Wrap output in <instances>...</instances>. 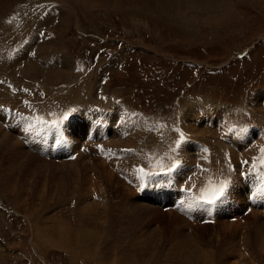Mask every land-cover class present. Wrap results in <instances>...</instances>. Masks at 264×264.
Returning a JSON list of instances; mask_svg holds the SVG:
<instances>
[{"label":"rangeland","instance_id":"rangeland-1","mask_svg":"<svg viewBox=\"0 0 264 264\" xmlns=\"http://www.w3.org/2000/svg\"><path fill=\"white\" fill-rule=\"evenodd\" d=\"M162 1L11 0L7 5L0 3V25L4 21H7L6 24L16 22H11L8 30L0 32V77L11 78L10 82H5V87L0 85V104L11 106L9 110L0 107V118L10 126L6 131L0 124V133L10 134L13 131L11 136L14 138H11L25 152L34 153L32 156L36 158L27 162L23 157L21 160L25 166L17 172L9 166L6 170L3 165L5 169L0 178V264H264V214L261 210L254 208L236 221H229L227 217L218 218L215 223L190 222L174 210H162L150 197L138 195L133 186L117 176L119 172L134 177L131 165H139L144 157L139 151H146L149 155L161 141L158 132L146 127L155 126L152 120L158 124L172 120L175 111L182 116L178 118L176 115L175 120L176 117L183 119L187 131L198 138L200 144L203 143L202 149L216 144L214 148L217 152L227 142L218 140L215 133L216 128L220 129V134H226L221 129V123L230 115L227 106H233L238 117L254 122L263 120L264 123V101L260 99L264 94V0H166L164 6ZM18 4L22 5L21 10L26 9L25 12L11 15ZM44 4L48 7L49 16L46 25L38 24L30 28L27 13ZM166 6H170L178 16L174 17L165 9ZM25 16L26 20L20 21ZM55 22L60 25L59 34L58 27L50 25ZM5 23L3 25L7 26ZM18 23L24 28V35L13 33V27H20ZM30 43L32 46L36 44V54L32 50L34 46L28 47ZM49 44H55L54 48L66 55V61H60L57 68L53 63L49 64L50 68L45 66L46 60L41 63L45 54L41 47ZM29 61H33L29 64L36 63L32 75L29 74L32 78L30 82L21 72ZM153 64L157 67H151ZM49 70H59V75L48 76L46 72L49 73ZM103 81L105 83L101 84ZM21 86L28 89L26 94L17 90ZM31 92L35 96L31 97ZM196 96L199 101L193 98ZM6 99L9 102L4 101ZM23 100L30 107H20L18 103H24ZM200 100L208 103L206 109L209 108L203 118L198 113L200 106L194 104ZM111 102L130 109L128 112H132L140 123L142 116L152 121L154 126L143 127L142 124L134 130L126 126L121 137L113 134L111 141L102 143L108 145L102 146L103 149L112 144V153L116 150L115 144L124 149L118 157L106 153L102 158L107 162L92 154L80 153L75 160L69 161L74 162L73 165L63 166L62 163L69 162L47 160L33 150L34 144L39 147L45 144L46 130L43 126L37 125L41 130L33 135L36 143H30L26 138L33 131L21 137L14 129L17 111H23L27 117L40 115L54 120L55 116L61 119L63 113L69 111L67 106L73 103L78 108L97 103V108L101 110L104 106L107 112L103 115L104 120L112 128L119 129L125 124L123 111L118 115L115 107L111 109L108 106ZM215 107L221 108V111ZM98 113L96 107H92L87 116L78 114V118H68L71 134L77 142L91 124L88 118H97ZM14 115L15 121L9 122ZM198 118L211 120L209 124L214 129L203 125L202 121L197 123ZM18 122L26 125V121ZM225 124L222 127H226ZM260 129L255 127L248 137H257ZM127 131L129 136L125 135ZM240 136L239 132L234 137H225L240 141ZM126 138L129 140L126 141ZM22 140L29 142V147ZM263 141V138L256 140V146L244 149L232 158V168L237 171L244 167L240 162L245 158L254 160L259 156L260 149L264 148ZM118 142L123 146L120 143L118 146ZM168 149L167 146L165 151L169 153ZM133 150L137 154L134 158ZM192 150L190 144L182 142L180 151L183 156L186 153L184 161L187 164L194 162ZM15 151L12 149L10 155L17 154ZM217 152L216 159L219 158ZM168 153H165L166 156L162 154L160 159L153 157L157 161L165 160ZM127 156L133 158L130 164L124 158ZM101 166L106 172L110 170L109 173L114 174L111 182L104 177ZM204 166L210 170L216 167L211 164ZM185 172L179 182L188 175ZM191 173V177L195 176L193 180L198 176L202 180H195L193 196L200 194L205 183L217 186L226 178L220 174V181H213L206 173L200 175L198 168ZM249 179H253L256 185L259 180L264 182L260 173L249 174ZM121 186L125 189L121 190ZM253 187L243 185L241 181L235 183L233 194L242 208H245ZM259 187L264 193V183ZM259 193L254 196L259 197ZM124 201L134 202L137 206L140 203L143 208L146 205L149 212L132 207L128 213L129 206ZM60 238H64V243Z\"/></svg>","mask_w":264,"mask_h":264},{"label":"bare ground","instance_id":"bare-ground-1","mask_svg":"<svg viewBox=\"0 0 264 264\" xmlns=\"http://www.w3.org/2000/svg\"><path fill=\"white\" fill-rule=\"evenodd\" d=\"M11 0H0V3H4L5 5H7L8 4V2H10ZM69 1V0H68ZM71 1V0H70ZM109 1V0H108ZM164 1H166V0H164ZM164 1H162V6H164L165 4H164ZM194 1V0H193ZM13 2V1H12ZM45 2V1H44ZM79 2H80V0H79ZM84 2V1H83ZM153 2V1H152ZM185 2V1H184ZM192 2V1H191ZM198 2V1H197ZM205 2H207V1H205ZM218 2V1H217ZM50 3V2H49ZM51 3H53V2H51ZM154 3V2H153ZM46 4V3H45ZM38 5L37 7H35V9H32L29 13H27L28 15H27V19H28V25H29V27L30 28H32V27H35L36 25H38V24H45V22H46V20H48L49 18V16L47 15V10H48V7L46 6V5ZM83 5H84V3H83ZM188 5H190V4H188ZM196 5H197V3H196ZM53 7H55L54 5H52ZM191 6V5H190ZM53 7H52V9H53ZM34 8V7H33ZM179 8V7H178ZM185 8V7H184ZM202 8V7H201ZM206 8V7H205ZM209 8V7H208ZM22 9V5H20V4H18L15 8H14V10H13V12L11 13V15H14V14H16L17 16L18 15H21V14H23L24 12H25V10H21ZM50 9H51V7H50ZM165 9H167L168 10V12H170L174 17H176V16H178V14H176L172 9H171V7L170 6H166L165 7ZM207 9V8H206ZM2 10V8L0 9V12H2L1 11ZM54 10V9H53ZM150 10V9H149ZM59 12V11H58ZM162 12V11H161ZM59 15V14H58ZM57 15V16H58ZM164 15H166V14H164ZM54 16V15H53ZM65 16V15H64ZM167 16V15H166ZM168 16H170V15H168ZM2 17V13L0 14V18ZM66 18V17H65ZM173 18V17H172ZM26 20V16L25 17H23V19H21L20 21H23V20ZM67 19V18H66ZM65 19V20H66ZM180 19V18H179ZM2 20V19H1ZM3 21V20H2ZM5 22H7V21H4V22H1L2 23V25H0V32H2V31H5V30H8V28H10L9 27V25H11V22L9 23V24H6ZM65 22V21H64ZM3 23H5L7 26H5V25H3ZM13 23V22H12ZM16 23V22H15ZM15 23H13V24H15ZM49 23V22H48ZM56 23H58V22H55V23H53V24H50V25H52V26H57L58 27V32H57V34H59V31H60V28H59V24H57L56 25ZM19 24V26L21 25L20 23H18ZM46 25V24H45ZM14 26V25H13ZM23 26V25H22ZM44 26V25H43ZM67 26V25H66ZM12 27V26H11ZM15 27H16V25H15ZM46 27V26H45ZM44 28V27H43ZM24 28H22L21 26L20 27H18V29H16V28H14L13 27V33L15 34V35H18L19 33H21V34H23L25 31L23 30ZM27 28H25V30H26ZM38 29H39V26H38ZM57 28H54V30H56ZM42 30V29H41ZM11 31V30H10ZM22 31H23V33H22ZM39 31V30H38ZM34 32H36V30L34 31ZM5 33H7V32H5ZM18 33V34H17ZM40 33V32H39ZM33 34V33H32ZM7 35V37H9V35L8 34H6ZM24 35V34H23ZM29 35H30V33H29ZM34 35V34H33ZM6 37V38H7ZM19 36H17L16 38H18ZM4 38H5V36H4ZM10 38H12V39H14L13 37H10ZM10 38H8V40L10 39ZM20 38V37H19ZM47 37H45V39H46ZM60 38H61V36H60ZM29 38H27V40H28ZM32 40V39H31ZM34 40H35V37H34ZM13 41V40H12ZM43 41V40H42ZM58 42V41H57ZM1 44H2V42H1V40H0V47H1ZM46 44V43H45ZM36 45V44H35ZM35 45H31V43L29 44V46L28 47H33V49L32 50H34V53L36 52L35 51ZM58 46V45H57ZM55 47V44H49L48 46H46V47H41V49H42V53L44 54H42L43 56H42V58H41V63H42V61L43 60H46V64H45V66L46 65H48L49 66V64H52V65H54L55 64V67L56 66H58V64H59V62L60 61H62V60H64V61H66V59H65V57H66V55H64V54H60V52H61V50H58V49H55L54 48ZM24 49H25V47H24ZM40 49V50H41ZM28 50V49H27ZM48 50H51V51H49L48 52ZM55 50V51H54ZM26 51V50H25ZM52 51H54V52H52ZM39 52V51H38ZM37 52V53H38ZM39 53H41V52H39ZM32 54V56H34L33 55V53H31ZM38 56V55H37ZM65 56V57H64ZM35 57V56H34ZM39 57V56H38ZM67 57H69L68 55H67ZM28 58V57H27ZM9 59V58H8ZM71 60V59H70ZM31 62H33V61H29L28 63H27V66L25 65V67L22 69V74L24 73V78L25 77H27V80H29V82H30V80H32V78H31V76L29 75V74H31L32 72L31 71H33V69L35 68V65H36V63L34 62L33 64H29V63H31ZM63 62V61H62ZM38 63V62H37ZM70 63V62H69ZM73 63V62H72ZM61 64V63H60ZM68 64V63H67ZM3 65H5V63L3 64ZM32 65V67L30 68V66ZM71 65V64H70ZM51 66V65H50ZM50 66H49V68H50ZM21 67V66H20ZM39 67V66H38ZM54 67V68H55ZM64 67V66H63ZM16 68V67H15ZM53 68V69H54ZM57 68V67H56ZM55 68V69H56ZM59 68V67H58ZM46 69V68H45ZM68 70V69H67ZM50 72L49 73H47L46 72V74L49 76V75H51V76H57V74L59 75V70H58V72L56 71H54V70H49ZM63 71V70H62ZM65 71V70H64ZM6 71H4V73H5ZM45 72V71H44ZM68 72V71H67ZM67 72H65L66 74L65 75H67ZM71 73V72H70ZM69 74V73H68ZM32 75V74H31ZM11 76V75H10ZM23 76V75H22ZM21 76V77H22ZM23 78V79H24ZM61 79H62V76H61ZM65 79V78H64ZM25 81V80H24ZM47 82V81H46ZM29 85V84H28ZM33 85H34V83H33ZM37 85V84H36ZM30 86V85H29ZM21 88V89H20ZM20 88H17V90L18 91H20V92H25V86H21ZM28 88H30V87H28ZM66 89V88H65ZM28 90V89H27ZM55 90V89H54ZM59 90V89H58ZM70 90V89H69ZM4 91V90H3ZM40 92V91H39ZM58 92V91H57ZM57 92H56V95H57ZM62 92H63V90H62ZM65 92V91H64ZM32 93V92H31ZM42 93V92H41ZM82 93H83V91H82ZM23 94V93H22ZM21 94V95H22ZM24 94H26V92L24 93ZM51 94V93H50ZM20 95V96H21ZM32 95H34L33 93L30 95L31 97H32ZM59 95V94H58ZM19 96V97H20ZM35 96V95H34ZM38 96V95H37ZM40 96V95H39ZM48 96V95H47ZM55 96V95H54ZM65 96H63V98H64ZM9 98V97H8ZM7 98V99H8ZM25 98V97H24ZM39 98V97H38ZM44 98H45V96H44ZM82 98V97H81ZM7 99L6 100H4V101H6V102H9V101H7ZM23 99V98H22ZM67 100H68V98H66ZM72 100L74 99V98H71ZM45 100V99H44ZM60 100V99H59ZM64 100V99H63ZM70 100V99H69ZM18 101V100H17ZM43 101V100H42ZM23 102H24V100H23ZM46 102H48V101H46ZM52 102V101H51ZM45 103V102H44ZM107 103H109V102H107ZM115 103V102H114ZM114 103H110L108 106H110V108L112 109L113 107H115L116 109H115V111H116V113L118 114V115H120L121 114V111H123V123H125L123 126H121L119 129H117V131L118 132H120V134L121 133H124L125 132V130H126V126H127V128L129 129V127H131L133 130H134V128H136V127H138V126H141L142 124V126L144 127V126H154L153 125V123H152V121H149V120H147L148 118H145V117H143L142 118V116H140V119H141V123L139 122V120H137V119H135V116L133 115V113L132 112H128V111H130V109L128 110L127 108H123V106H119V105H117V104H114ZM52 104V103H51ZM195 105H197V106H200L199 107V109L200 108H202L203 109V115H207V113H206V111L208 112V109H206V105L208 104V103H206V102H195L194 103ZM7 106H10V105H8V104H6ZM18 105L20 106V107H29V106H27L25 103H18ZM48 105H49V103H48ZM0 106H1V104H0ZM44 106V105H43ZM189 106H191V105H189ZM211 105L209 104V106L208 107H210ZM16 107H17V105H16ZM15 107V108H16ZM14 108V110H16ZM90 108H92V107H90ZM227 108V107H226ZM13 109V108H12ZM95 109V108H94ZM215 109L216 110H219V111H221V108H219V107H215ZM192 111V110H191ZM228 111V110H227ZM21 116H24V117H27L26 115H25V113L23 112V111H17ZM16 112V113H17ZM66 112V111H65ZM3 114H4V112H2ZM16 113H15V115H16ZM51 113V112H50ZM107 113V112H106ZM199 113V112H198ZM226 113V112H225ZM113 114V113H112ZM136 114V113H135ZM188 114V113H187ZM15 115H14V119L12 120V117H11V119H10V121L9 122H14L15 121ZM226 115V114H225ZM113 116H117V115H115V114H113ZM119 117V116H118ZM192 117H193V115H192ZM212 117V116H211ZM96 118V117H95ZM185 118V117H184ZM1 119V118H0ZM18 120H20L19 118H17ZM16 119V121H17V124L15 125V128L14 129H16V130H18V133H19V136H23V135H25L26 136V134H25V132L22 130L25 126H24V122H18V120ZM53 119H54V117H53ZM120 119V118H119ZM125 119H126V121H125ZM195 119V118H194ZM121 120H122V118H121ZM177 120H179L177 117H176V121ZM182 120V119H181ZM23 121V120H22ZM188 121V120H187ZM194 121V120H193ZM233 121V118L230 116V115H228V116H226V118H225V120H224V122L226 123H224V122H222L221 123V125L222 126H224V124L226 125V127H222L221 126V129L223 130V132H226V134L224 135V136H230V137H234V136H236L238 133H239V130H240V128L241 127H239L238 125H237V123L236 122H232ZM122 123V124H123ZM187 123V122H186ZM191 123V122H190ZM194 124V123H193ZM192 124V125H193ZM114 125V124H113ZM112 125V126H113ZM217 125V124H216ZM216 125H215V127H216ZM188 126H189V123H188ZM187 126V127H188ZM219 126V125H218ZM186 127V126H185ZM197 127V126H196ZM220 127V126H219ZM13 128V127H12ZM199 128V127H198ZM205 128V127H204ZM132 129H131V131H132ZM191 129H192V127H191ZM15 130V131H16ZM219 130V132H220V129H218ZM7 131V130H6ZM5 131V132H6ZM137 131L138 130H136V133H137ZM195 131H198V130H195ZM0 132H1V130H0ZM11 132H13V131H11ZM11 132H10V134H8V133H4V134H1L0 133V178H2L3 176V174H1V172H3L4 171V169H5V166L7 167V166H9V167H11L12 168V170H16V172H17V170H22V168L21 167H24L25 166V164H23V160H21V159H26L27 160V162L29 161H32V160H35L36 158L34 157V156H32V154H34V153H32V154H29V153H27V152H25L20 146H19V144H18V142L17 141H15V140H13L12 138H14L13 137V135L11 136ZM133 133V132H132ZM134 133H135V131H134ZM133 133V134H134ZM141 133V132H140ZM196 133V132H195ZM128 135L129 136V134H128V131H127V133H125V135ZM192 134V133H191ZM211 134V133H210ZM117 135V134H116ZM115 135V136H116ZM131 135V134H130ZM135 135V134H134ZM139 135V134H138ZM221 135H222V133H221ZM136 136V135H135ZM143 136V135H142ZM197 136V135H196ZM12 137V138H11ZM29 137V138H28ZM26 136V138L28 139L27 141H30V143H36V139H35V137L30 133V135L29 136ZM46 137V136H45ZM124 137V136H123ZM139 137V136H138ZM171 137H173V136H171ZM207 137V136H206ZM16 138V137H15ZM49 137H46V139H45V143H46V141H47V139H48ZM116 138V137H115ZM119 138V137H118ZM117 138V139H118ZM227 138V137H226ZM20 139V138H19ZM18 139V140H19ZM133 138H131V141H133L132 140ZM137 139V138H136ZM202 139V138H201ZM205 139V138H204ZM229 139H231V138H229ZM26 140V139H25ZM44 140V139H43ZM112 140H114L113 138H112ZM119 141H120V139H118ZM129 140V138L127 139L126 138V141H128ZM141 140V139H140ZM111 141V140H110ZM117 141V140H116ZM138 141V140H137ZM202 141H203V139H202ZM209 141H211V140H209ZM214 141H215V138H214ZM238 141V140H237ZM114 142V141H113ZM122 142L124 143L125 141H123V138H122ZM29 143V144H30ZM120 142H118L117 143V145L119 144ZM122 143V144H123ZM216 143V142H215ZM107 144V143H106ZM105 144V145H106ZM108 144H111L110 142L108 143ZM121 144V143H120ZM121 144V145H122ZM128 144H129V142H128ZM140 144V143H139ZM168 144H170V145H167L168 147H169V149H170V147H171V143L169 142ZM203 144V143H202ZM32 145V144H31ZM105 145H103V146H105ZM113 145V144H112ZM111 145V146H112ZM116 145V144H115ZM120 145V146H121ZM127 145V144H126ZM212 145V147H216L215 145L216 144H211ZM22 146V145H21ZM106 146H108V145H106ZM119 146V145H118ZM123 146V145H122ZM137 146H138V144H137ZM167 146H166V148H167ZM173 146H174V144H173ZM173 146H172V148H173ZM25 147V146H24ZM23 147V148H24ZM126 148L128 147V145L127 146H125ZM103 148V147H102ZM116 148V147H115ZM122 148V147H121ZM157 148V147H156ZM12 149H16V151L15 152H17V154H14L13 153V155L11 154L10 155V153L9 152H11L12 151ZM138 149H140V148H138ZM169 149H168V151H169ZM127 150V149H126ZM135 150V149H134ZM133 150V151H134ZM219 150V149H218ZM114 151H115V149H114ZM142 151V150H141ZM127 152H128V150H127ZM131 152V154H132V150L130 151ZM135 152L136 151H134V154H133V156L132 155H130L129 153V155L130 156H132L133 158L137 155H135ZM146 152V151H145ZM217 152V151H216ZM219 152V151H218ZM8 153V155H6L5 156V154H7ZM12 153V152H11ZM165 153H168L167 151H165ZM183 153V152H182ZM252 153V152H251ZM81 154H83V153H81ZM128 154H126V155H128ZM83 155H85V154H83ZM121 155V154H120ZM125 155V154H124ZM125 155V156H126ZM135 155V156H134ZM139 155V154H138ZM164 155V154H163ZM162 155V156H163ZM171 155V152H170V154H169V156ZM185 155H186V153H185ZM184 155V156H185ZM141 156H143V155H141ZM165 156H166V154H165ZM168 156V157H169ZM217 155H215L214 157H216ZM24 157V158H23ZM124 158H126V160H128V162L129 161H131L132 162V159L133 158H131V157H124ZM131 159V160H129V159ZM138 158V157H137ZM139 158H140V155H139ZM118 159V158H117ZM157 159V158H156ZM190 159V158H189ZM192 159V158H191ZM137 160V159H136ZM142 160H144V157H143V159ZM161 160H163V159H161ZM193 160H194V156H193ZM122 161H123V159H122ZM138 161H139V159H138ZM192 161V160H191ZM69 162V161H68ZM126 162V161H125ZM51 163V162H50ZM138 163V162H137ZM192 163H193V161H192ZM52 164V163H51ZM63 164V166L65 165V166H70V165H73L74 164V162L73 163H67V162H64V163H62ZM129 164H130V162H129ZM1 165H2V171H1ZM3 165H5V166H3ZM28 165V164H27ZM26 165V166H27ZM101 165V164H100ZM206 165H208V164H206ZM40 166V165H39ZM62 166V167H63ZM85 167H87L86 165H84ZM107 166H108V164H107ZM67 168V167H66ZM8 169V167L6 168V170ZM30 169V168H29ZM103 169V171H104V177L105 178H107V180H109L110 182L112 181V175H114V174H112L111 175V173H109V171L108 172H106L105 170H104V167L103 166H101V170ZM106 169V168H105ZM10 170V169H9ZM194 170V169H193ZM24 171V170H23ZM189 171V170H188ZM8 172V171H7ZM12 172V171H11ZM69 172H71V171H69ZM112 172V171H111ZM190 173H191V170L189 171ZM189 172H187L186 174H188L189 175ZM119 173V172H118ZM194 173V172H193ZM228 173V172H227ZM56 175V174H55ZM116 175V174H115ZM191 175H192V173H191ZM195 175V174H194ZM207 175V174H206ZM11 176V175H10ZM60 177V176H59ZM195 176H192L191 178L193 179ZM199 177V176H198ZM195 178L194 179V182H195V180H198V179H200V178ZM201 177V176H200ZM227 177V176H226ZM64 178V177H63ZM222 178H223V175H222ZM225 178V177H224ZM65 179H67V178H65ZM86 179V178H85ZM185 179H186V177H185ZM185 179H183V180H185ZM206 179H208V177L206 178ZM226 179V178H225ZM201 180V179H200ZM63 181H64V179H63ZM108 181V183H110ZM202 181V180H201ZM220 181V180H219ZM218 181V182H219ZM264 182H262V184H263ZM212 185V184H211ZM64 186V184L62 185V187ZM120 186V185H119ZM213 186V185H212ZM215 186V185H214ZM122 188H121V190L122 189H125L123 186H121ZM65 188V187H64ZM195 192V191H194ZM132 193H133V191H132ZM127 197H128V195H127ZM130 197V196H129ZM131 201H134V200H131ZM122 202H123V200H122ZM124 203L127 205V207L129 206V208H128V213L130 212V211H132V207H133V209H136V208H142V209H145V211H148L147 210V206L145 205V207L143 208L142 207V205L139 203L138 204V206L137 205H135V203L134 202H126V201H124ZM143 204H145V203H143ZM147 204V203H146ZM85 205H86V207H88V203H85ZM121 205H123V203H121ZM147 205H149V204H147ZM110 206V205H109ZM108 206V207H109ZM136 207V208H135ZM150 207V206H149ZM148 207V208H149ZM109 209H110V207H109ZM125 209V208H124ZM92 210V209H91ZM90 210V211H91ZM107 210H108V208H107ZM141 210V209H140ZM106 211V210H105ZM139 211V210H138ZM145 211H143V212H145ZM120 212V211H119ZM127 212V211H126ZM135 212H136V210H135ZM149 212V211H148ZM140 213H142V212H140ZM139 213V214H140ZM255 213V212H254ZM257 213V212H256ZM137 216H138V214H137ZM122 217V216H121ZM134 218H136V216H134ZM124 219V218H123ZM131 219V218H130ZM137 219V218H136ZM124 221V220H123ZM258 222H260L259 220H257ZM122 222V221H121ZM170 222V221H169ZM127 223V222H126ZM140 223V222H139ZM117 224V223H116ZM177 231V230H176ZM175 233V232H174ZM182 234V233H181ZM257 234V233H256ZM148 235V234H147ZM258 235V234H257ZM61 237H63V235L61 234ZM152 239V238H151ZM60 240L64 243V238L62 239V238H60ZM259 240H261V239H259ZM262 242V241H261ZM260 244V243H259ZM55 246V245H54ZM66 246V245H65ZM64 246V247H65ZM84 246V245H83ZM88 246V245H87ZM66 248V247H65ZM184 253V252H183ZM187 254V253H186ZM88 256V255H87ZM118 264V263H117ZM238 264V263H237Z\"/></svg>","mask_w":264,"mask_h":264},{"label":"snow or ice","instance_id":"snow-or-ice-1","mask_svg":"<svg viewBox=\"0 0 264 264\" xmlns=\"http://www.w3.org/2000/svg\"><path fill=\"white\" fill-rule=\"evenodd\" d=\"M41 35H43V33ZM24 103L28 105L27 101H24ZM16 115L20 120L26 121V126L22 129L26 134L32 131H40L41 129L38 128L37 125H41L44 128H48V127L58 128L59 125L62 124L65 119H67V114H64L63 117L59 120H47L40 116L24 117L21 116L19 113H17ZM240 131L243 132L244 129L241 128ZM183 141H184V136L181 133L180 138L175 142L176 147L171 149V155L169 156L170 163L165 164L163 162H158L157 171L146 172L145 169L143 168L137 169V171L140 173V179L142 181L140 185L141 188H143V181L145 178H149L152 176L170 177L172 173L179 170V168L182 166V161L179 155L177 154V149L180 148ZM260 152H261V156L259 157V164L261 166H264V148H261ZM241 164L247 165L249 164V161H241ZM255 167L256 165L253 164V168ZM168 183H171V179L168 180ZM230 183L231 182L229 180L224 179L221 180L217 186H211V182H210V186L200 189V194L198 196L191 195V190L189 189L187 190V203L184 200H181L180 205L185 207L186 209L199 208L202 207L203 205H214L228 196Z\"/></svg>","mask_w":264,"mask_h":264}]
</instances>
